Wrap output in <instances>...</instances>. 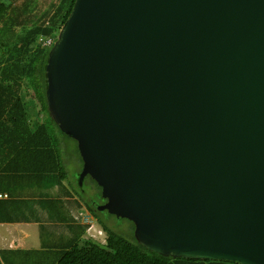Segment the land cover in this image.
I'll use <instances>...</instances> for the list:
<instances>
[{
  "label": "water",
  "instance_id": "1",
  "mask_svg": "<svg viewBox=\"0 0 264 264\" xmlns=\"http://www.w3.org/2000/svg\"><path fill=\"white\" fill-rule=\"evenodd\" d=\"M46 74L98 211L162 256L264 264V0H75Z\"/></svg>",
  "mask_w": 264,
  "mask_h": 264
},
{
  "label": "trees",
  "instance_id": "2",
  "mask_svg": "<svg viewBox=\"0 0 264 264\" xmlns=\"http://www.w3.org/2000/svg\"><path fill=\"white\" fill-rule=\"evenodd\" d=\"M74 3L75 0H0V193L9 196L8 200H0V221L38 222L33 211L38 202L47 212L48 222L59 223L70 233V237L62 238L60 246H53L44 239L47 225L40 224L41 249L13 254H21L23 264H238L166 257L150 251L133 232L127 236L109 226L102 213L82 197V183L79 187L66 183L55 131L64 133L48 113L46 65L50 49L42 47L38 40L41 36L57 38ZM29 90L30 103L23 97ZM20 185L22 189L29 188L28 198L20 193ZM54 186L58 188L56 195L49 190ZM36 192L43 197L33 194ZM34 197L40 200L34 202ZM10 203L13 215L6 217ZM82 206L106 233L104 243L89 237L90 223L81 224L76 219L74 212ZM26 207L29 216H25Z\"/></svg>",
  "mask_w": 264,
  "mask_h": 264
},
{
  "label": "crops",
  "instance_id": "3",
  "mask_svg": "<svg viewBox=\"0 0 264 264\" xmlns=\"http://www.w3.org/2000/svg\"><path fill=\"white\" fill-rule=\"evenodd\" d=\"M32 119H35L34 112ZM22 187L23 186H21L20 188V193L26 194L28 198V194L31 193L29 188L22 189ZM49 190H51L50 192L55 195L58 192L57 186H54ZM4 194L6 196L1 197L0 200H8V194ZM33 194H37L36 196L43 197V195H40L38 192ZM61 197H63V195ZM34 198V202L40 200L39 197ZM37 203L38 202L35 203V208L33 211H35L34 216L40 220L38 222L0 221V264H23V258H21V254H13V251L40 250V224L47 225L48 233L44 234V239H48V242L53 243V246H56V244L60 246L63 237H70V233L66 229H64L61 224L47 221V212L41 209V206H39ZM7 206H9L7 214L4 216H12V203ZM25 212V216H29L30 212L28 207L25 208Z\"/></svg>",
  "mask_w": 264,
  "mask_h": 264
},
{
  "label": "rangeland",
  "instance_id": "4",
  "mask_svg": "<svg viewBox=\"0 0 264 264\" xmlns=\"http://www.w3.org/2000/svg\"><path fill=\"white\" fill-rule=\"evenodd\" d=\"M23 97L26 98L29 102L30 90L26 91ZM32 110L33 112L35 111L34 108H32ZM55 136L57 141V147L59 149L62 162L64 164L65 171L67 174L66 183L68 185L71 183L72 185L79 187L78 185L80 184L78 181V174H80V172L82 171L83 162L78 151L77 142L71 137L60 133L58 129L55 131ZM80 186H82L79 189L82 197H84L87 201L91 202V204H103L105 202L101 195V189H99V187L92 181L89 176H86L84 178L82 185ZM100 212L102 213L101 217L106 221L109 226H114V230L117 233L124 234L127 236L129 234H132V232L134 234L131 222L126 220L123 221L122 219L120 220V218H117L114 215H110L105 211ZM74 215L76 219L83 224L87 221V219H89L90 224L92 226H90L91 229L89 228V237H92L101 243L105 242L107 236L106 233L101 228L99 222L96 221V219L90 215L85 206H82V209L80 210H75Z\"/></svg>",
  "mask_w": 264,
  "mask_h": 264
},
{
  "label": "built area",
  "instance_id": "5",
  "mask_svg": "<svg viewBox=\"0 0 264 264\" xmlns=\"http://www.w3.org/2000/svg\"><path fill=\"white\" fill-rule=\"evenodd\" d=\"M55 40H56V38H53V37H43V36H41V37L39 38L38 42H39V44H40L42 47H44V48H49V49H50V48L53 46ZM4 196H6V195L0 193V198H1V197H4ZM85 223H90V220L87 219V221H86ZM91 227H92V226H91ZM91 227H90V229H91Z\"/></svg>",
  "mask_w": 264,
  "mask_h": 264
}]
</instances>
